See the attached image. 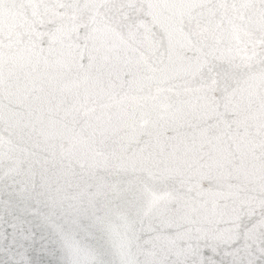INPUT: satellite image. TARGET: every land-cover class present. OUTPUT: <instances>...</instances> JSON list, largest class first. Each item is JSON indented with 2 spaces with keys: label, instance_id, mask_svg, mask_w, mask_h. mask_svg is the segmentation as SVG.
<instances>
[{
  "label": "snow or ice",
  "instance_id": "obj_1",
  "mask_svg": "<svg viewBox=\"0 0 264 264\" xmlns=\"http://www.w3.org/2000/svg\"><path fill=\"white\" fill-rule=\"evenodd\" d=\"M0 264H264V0H0Z\"/></svg>",
  "mask_w": 264,
  "mask_h": 264
}]
</instances>
